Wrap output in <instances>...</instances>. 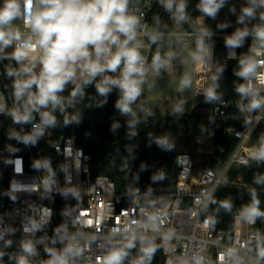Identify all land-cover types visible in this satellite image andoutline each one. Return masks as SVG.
Returning a JSON list of instances; mask_svg holds the SVG:
<instances>
[{
	"label": "built area",
	"instance_id": "2783aa9c",
	"mask_svg": "<svg viewBox=\"0 0 264 264\" xmlns=\"http://www.w3.org/2000/svg\"><path fill=\"white\" fill-rule=\"evenodd\" d=\"M128 7L130 14L140 19L137 39L149 68L147 75L161 73V69L158 73L151 70L155 43L149 39V34L159 33L172 39L175 52L192 46L194 54L201 56L195 60L197 93L205 94L214 87L218 43L237 30H207L210 35L203 37V51L198 52L201 30L189 28L188 18L177 23L160 0H129ZM19 22L21 31H26L23 21ZM165 22L172 27L163 29ZM246 37L247 58L264 60V48L253 35ZM238 48L225 43L226 57L237 58ZM257 51L260 55H256ZM262 80L264 66L246 79V87L251 85L250 92L258 93L260 99H264ZM143 89L144 84L132 105L135 118L128 115L130 121L135 119L133 132L142 117ZM0 96L7 109L13 108L15 101L1 71ZM251 99L250 94L221 97L213 102L215 124L236 144L219 167L198 165L194 154L179 151L175 186L170 191L146 190L131 158L125 159L131 169L128 181L119 189L109 174L93 172L92 156L77 142L74 133H56L52 127L46 128L34 145L25 144L14 134H30L32 124L40 123V118L18 124L10 120L11 116L0 113V264H16V257L23 254L22 244L29 240L36 249V255L28 258L30 264L36 263L38 249L43 245H59L62 251L72 246L78 254L71 258V264H103L118 238L133 236L158 240L164 264H264V258L258 255L259 248L264 247V233L256 227L258 218L255 223L241 218L251 203L235 214L230 235L218 225L217 215L211 210L221 185L247 184L228 174L232 167L252 159L253 150L264 137V106L250 110Z\"/></svg>",
	"mask_w": 264,
	"mask_h": 264
},
{
	"label": "clouds",
	"instance_id": "9594fccd",
	"mask_svg": "<svg viewBox=\"0 0 264 264\" xmlns=\"http://www.w3.org/2000/svg\"><path fill=\"white\" fill-rule=\"evenodd\" d=\"M224 2L200 0L199 8L202 13L214 18ZM160 3L166 11L173 13L177 23L187 19L184 0H160ZM248 3L249 6L242 9L240 23L244 22L245 17H255L258 8H264V0H248ZM128 6L129 0H3L0 5V59L15 60L19 67L7 69V76L13 78L15 104L13 108L7 109L3 96H0V113L11 116L13 122L18 124L32 123L33 113L40 116V123L32 124L30 134L23 137L14 134L16 139L34 145L44 135L46 128L56 126L57 118L53 113L57 110L64 113L66 106L74 105L78 97L84 96L85 86L93 83L102 97H107L113 88H117L120 99L116 107L122 114L135 118L132 105L142 93L149 68L139 51L137 37L140 19L130 14ZM16 20L23 21L26 31L14 25ZM260 20L264 21V12H261ZM250 34L260 48H264V24L254 27L251 33L247 28L237 30L226 39V46L239 47ZM208 35L210 33L207 30H201L197 40L198 52L203 51V37ZM149 39L156 43L161 39V34L151 33ZM9 47L13 51L5 54V49ZM173 55L168 53L162 57L158 50L152 57L151 70L158 73L167 67ZM256 55H260V52L257 51ZM193 58L200 60L201 56L193 54ZM260 66H264V60L252 57L242 59L237 74L248 79L256 74ZM109 72L118 75H107ZM97 77L100 78L98 81ZM69 83L73 89L65 99L61 93ZM190 83V77L185 75L180 81V90L189 87ZM250 89L251 85H241L237 89L241 96L251 94L250 110L264 106V99L258 98V93L250 92ZM205 98L207 101L219 99L215 87L207 89ZM181 110L180 105H177L175 111ZM76 120V116L66 115L64 124ZM134 123L135 119L130 121V124ZM159 143L167 142L162 140ZM251 158L264 161V137H261L259 147L253 150ZM256 183L264 184V176H258ZM251 197L252 202L242 211L241 218L248 223H255L257 218L264 217V211L259 207L255 189L251 190ZM221 207L230 211L232 205L229 201H222ZM25 231L30 229L25 228ZM113 231L118 232L119 229ZM135 241L136 237L133 236L123 245L112 246L103 258V264H123L128 249L135 247ZM140 243L141 255L134 264H150L156 247L146 237H141ZM22 249L23 254L16 257V264H30L28 258L36 255L34 244L29 240L22 244ZM46 251L50 255L46 264H71V258L78 254L72 246L60 252L52 249ZM258 255L264 258V247L259 248Z\"/></svg>",
	"mask_w": 264,
	"mask_h": 264
},
{
	"label": "trees",
	"instance_id": "16d2710c",
	"mask_svg": "<svg viewBox=\"0 0 264 264\" xmlns=\"http://www.w3.org/2000/svg\"><path fill=\"white\" fill-rule=\"evenodd\" d=\"M184 2L185 13L189 19L187 26L192 29L243 30L247 28L252 30L254 27L264 24V21L260 20V14L264 12V8H258L255 17H245L243 23L239 22L243 15L242 9L249 6L248 0H225L214 18L200 11V0H184ZM171 27L172 24L165 22L162 28ZM173 46V41L169 36L161 35V39L154 44L152 57L158 50L162 57H166L174 49ZM248 47L249 38L245 37L242 45L238 48V57L229 59L225 54L224 40L219 41L213 71V77H216L214 87L219 98L243 97L237 89L241 85L246 86V79L237 73L240 71V61L247 58ZM8 53L5 50V54ZM9 67L18 68L19 65L15 60L0 59V71L9 95L14 100L13 78L7 76ZM164 69L161 70L164 71ZM106 74L118 75V73L111 72ZM99 79L97 77V81ZM72 89L73 85L69 83L61 96L67 99ZM84 93L82 98H77L74 105L66 106L64 113L59 110L53 113L57 118V124L52 128L56 133H74L77 142L92 156L93 172L109 174L115 179L119 189L124 187L130 175L131 169L125 162L127 158L133 160V169L137 171L139 180L146 190L170 191L174 188L179 151L168 150L165 144L159 143L164 140V134L184 131L212 139L213 150L199 153V156L201 165L214 167L222 165L236 144L233 137L217 127L213 114L202 111L199 104L189 112H180L174 115L142 114L133 132V125L130 124L128 115H123L116 107V102L120 99V92L117 88H113L107 97H102L97 93L95 83H93L85 86ZM214 101H209L206 104L212 105ZM66 115L76 116L77 120L65 125L64 117ZM33 116L40 118L37 113H33ZM114 125L116 127H113ZM237 175H241L242 181L247 184L221 185L217 190L216 200L211 204V210L217 215L218 225L228 235L234 230L235 214L252 202V189L256 190L257 199L260 201L259 207L261 211H264V184L256 183L258 176H264V161L251 159L246 164L232 167L228 174L229 178ZM222 201L231 203L230 211L221 207ZM256 227L262 228L264 233V217L258 218ZM129 239L131 238H118L116 246L127 243ZM147 241L156 247L150 264H164V253L160 242L152 238H147ZM140 248V238H136L135 247L128 249V256L124 259L123 264H134V261L141 255ZM46 249L62 251L59 245H43L38 249L35 264H46V261L50 259Z\"/></svg>",
	"mask_w": 264,
	"mask_h": 264
},
{
	"label": "rangeland",
	"instance_id": "374dc122",
	"mask_svg": "<svg viewBox=\"0 0 264 264\" xmlns=\"http://www.w3.org/2000/svg\"><path fill=\"white\" fill-rule=\"evenodd\" d=\"M3 4V0H0V5ZM15 26L21 28L19 20L13 22ZM6 51L11 53L12 47L6 48ZM172 53V52H171ZM192 46L186 47L184 51H177L176 55L169 61L168 66L164 71L159 74H148L144 83V95L143 101L140 104V110L142 114L147 113H163V114H175V108L180 105L181 111L189 112L197 104L201 105L207 110V101L205 95L198 94L195 91L196 74L194 71V58H193ZM187 75L190 77L191 83L189 87L180 90V81ZM144 101H146L144 103ZM125 115V114H124ZM176 134L165 135L167 146L171 148L173 142L174 146L181 141L172 140ZM189 139L195 142L197 138L191 135H187ZM241 178V175H237ZM235 184V183H233ZM243 184V183H237Z\"/></svg>",
	"mask_w": 264,
	"mask_h": 264
},
{
	"label": "crops",
	"instance_id": "0c3cea01",
	"mask_svg": "<svg viewBox=\"0 0 264 264\" xmlns=\"http://www.w3.org/2000/svg\"><path fill=\"white\" fill-rule=\"evenodd\" d=\"M172 53L174 55H176L177 52H175L174 49H173L172 50ZM193 53H194V51H193ZM194 71H195V59H194ZM161 72H162V70H161ZM198 94H200V93H198ZM202 95H205V94H202ZM145 102L146 101H144V103ZM207 106H208L207 107V110L204 107H202V106L200 107V109L202 111H207V112H210L211 113V105H207ZM176 113H180V112H176ZM150 114L157 115L156 113H150ZM150 114L146 112L144 115H150ZM159 115H165V114L159 113ZM168 115H174V114H168ZM125 116H127V115H125ZM168 134H176V136H174L172 138V140L181 141L183 143H179L178 145L174 146V143L175 142H173L171 148H169L167 146V143H166L165 144L166 145V148L168 150H171V151H183V150H185V151L191 152L192 154H194V156H195V158L197 160L198 165H201L200 164V156H199V153L211 152L213 150V140L212 139H209V138H207V137H205L203 135H195V134L188 133V132H184V131L175 132V133H168ZM165 135H167V134H164L163 135L164 141H166L165 140ZM187 135L194 136L197 139L195 140V142L192 141V143H190L191 140L189 139V137H187Z\"/></svg>",
	"mask_w": 264,
	"mask_h": 264
}]
</instances>
